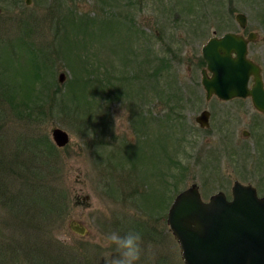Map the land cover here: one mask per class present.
<instances>
[{
  "label": "rangeland",
  "instance_id": "obj_1",
  "mask_svg": "<svg viewBox=\"0 0 264 264\" xmlns=\"http://www.w3.org/2000/svg\"><path fill=\"white\" fill-rule=\"evenodd\" d=\"M0 6V253L8 257L0 264H44V244L59 258L50 264H105L113 254L105 237L122 224L142 234L141 264H184L166 220L180 191L195 183L205 201L219 191L231 199L239 180L264 196V115L250 98L207 101L201 73L202 47L213 36L243 31L235 16L244 13L245 33L260 35L249 57L264 80V0H0ZM30 50L43 64L38 81ZM62 71L67 78L60 84ZM109 75H130L121 98H109ZM45 83L49 95L40 93ZM27 96L43 108L32 112ZM66 98L71 109H64ZM205 108L213 112L211 129L196 121ZM53 127L69 133L67 146L54 143ZM41 154L59 161L48 187L63 190L60 208L67 209L46 216L48 195L38 209L33 203L32 212L21 213L9 204L13 195L23 198L11 162ZM3 161L10 164L5 176ZM73 221L88 234L75 233Z\"/></svg>",
  "mask_w": 264,
  "mask_h": 264
},
{
  "label": "water",
  "instance_id": "obj_2",
  "mask_svg": "<svg viewBox=\"0 0 264 264\" xmlns=\"http://www.w3.org/2000/svg\"><path fill=\"white\" fill-rule=\"evenodd\" d=\"M25 3L30 5L32 0ZM2 11L0 6V14ZM236 19L241 27L247 26L246 14L237 13ZM202 53L208 66L202 69V84L208 97L217 94L227 100L250 96L255 107L264 112L261 67L248 58L246 39L234 33L213 37ZM251 76L254 85L249 89ZM66 78L65 72L59 73L60 84ZM208 119V111H202L196 118L203 128L209 126ZM51 134L60 148L70 142L69 133L60 127H53ZM244 135L249 132L245 130ZM87 200L88 195L83 197V201ZM167 222L180 244L184 264H264V196L251 184L236 180L231 199L219 191L205 201L194 183L176 195ZM70 227L82 236L88 234L83 223L73 221Z\"/></svg>",
  "mask_w": 264,
  "mask_h": 264
},
{
  "label": "trees",
  "instance_id": "obj_3",
  "mask_svg": "<svg viewBox=\"0 0 264 264\" xmlns=\"http://www.w3.org/2000/svg\"><path fill=\"white\" fill-rule=\"evenodd\" d=\"M74 18H76V17H74ZM102 19H103L102 22L104 23L106 19L105 20H104V18H102ZM90 21L91 20L88 19L87 21H84V23L90 24ZM81 22H83L82 19H81ZM110 24H111V19L109 17V25ZM29 49H31V48H29ZM34 51L30 50V52L32 53L31 60H33V69L35 70V72L33 74V80L37 79V81H38V79L41 77L42 74L40 73V71L38 72L37 69L40 70V68L43 67V64L41 61L37 60L38 54H36ZM159 70H160V72H162L161 67L159 68ZM159 70H157V75L159 73ZM151 75H155V73L152 72V74L150 73V76ZM119 76L120 77H118V78H114L113 76L111 77L109 75V87H107L109 89V98L111 97V95H114L116 97L121 98L123 95V92L126 94V87H123L122 81L130 80L131 77L129 75L128 79L125 78L122 80L123 76H121V75H119ZM81 80L85 81L84 82L85 85H88V79L86 77L81 79ZM36 83H37L36 81H33L31 87H35ZM106 85H108V84H106ZM41 87L42 88H41L40 93L46 92L49 95V93L51 91L49 89L48 84H46V83L42 84ZM105 88L106 87L104 86V90H105ZM33 91H35V88H33V90L31 92H33ZM31 98H32V96H27V97H24L22 100H23L24 104H29V100H31L33 102L34 107H33V109H31L32 112H34V113L36 112L34 109L40 110L43 108L42 105L38 104L39 101L32 100ZM37 98L39 99L40 97L38 96ZM49 98L53 99V96L50 95ZM77 103H78V101H77ZM14 105L16 106V103H14ZM63 105L64 106L66 105L64 107L65 110L71 109V106H72L71 103L69 102L68 98H66L64 100ZM41 111H43V110H41ZM32 145H33L34 149L38 148V144H36L34 141H32ZM49 145H50V148L52 149V152L55 151L56 148L51 147V144H49ZM37 154H38V151L34 152V155H37ZM41 156L42 157L44 156V157L40 159ZM31 157L32 158L29 157L26 160L25 164H23V165L20 162H11L13 165L16 166V169L14 170L16 176L23 183V185H22L23 189L21 192V193H23V198H21V194H19L17 196L19 199L18 198L14 199V195H13L11 197V202L9 203L10 207H12L13 209H15L17 207L16 209L21 213L22 212L23 213H29V212L33 211V209H32L33 203L37 204L36 208L38 209V207L41 206L40 203H42L43 199H45L44 197L49 195L48 198H49L50 202L47 204L44 201L43 206L47 210L48 209H52V210H50L46 214V216L49 215V213H51L52 211H54V213H57L58 210L65 211L67 209L68 205L65 206L64 208H60V197H61L60 193H63V190H58V192H57L55 186L52 189H50L48 187V184L51 183L50 173H51L52 167H56L58 165L59 161L55 160L52 157H49V159L47 158V160H46V155H43V154H41L40 156H37V157L36 156H31ZM3 158L4 157L0 156V161L4 160ZM31 160H32V162L30 163ZM177 163H178V168H181L182 165H181L180 161ZM3 164L4 165H1V167L3 169V173L5 176V175H7L8 165H10V164L8 162L6 163L5 161H3ZM9 178L12 179V180H10V182L14 183L15 179L11 176H9ZM6 180H7V178H6ZM8 188H9V186H8ZM4 195H6V194H4ZM21 199H23L22 204L17 205L15 202H18ZM67 202H68V199L65 200V205ZM43 246H44V250H43L42 255H46V257H48L47 259H49V261L44 260V264H50L51 263V257L55 258V253H54L55 251H53L51 248H49V250H47V248H48L47 244H44ZM1 258L8 259V257L2 256L0 253V259ZM11 258H9V259H11ZM55 259H59V258H55Z\"/></svg>",
  "mask_w": 264,
  "mask_h": 264
},
{
  "label": "clouds",
  "instance_id": "obj_4",
  "mask_svg": "<svg viewBox=\"0 0 264 264\" xmlns=\"http://www.w3.org/2000/svg\"><path fill=\"white\" fill-rule=\"evenodd\" d=\"M54 239L61 243L66 240L57 234ZM106 245L113 249V254L105 258V264H141L145 258L146 250L142 234L135 230H128L121 234L112 231L105 237Z\"/></svg>",
  "mask_w": 264,
  "mask_h": 264
},
{
  "label": "flooded vegetation",
  "instance_id": "obj_5",
  "mask_svg": "<svg viewBox=\"0 0 264 264\" xmlns=\"http://www.w3.org/2000/svg\"><path fill=\"white\" fill-rule=\"evenodd\" d=\"M237 15V14H236ZM236 17V16H235ZM237 20V19H236ZM239 23V22H238ZM240 24V23H239ZM248 24V23H247ZM241 26V25H240ZM247 27V26H246ZM246 27L245 28H243V31H231V32H226V33H223V34H221V35H219V36H213V37H217V38H221V37H223L225 34H227V33H234V34H236V35H239V36H242L244 39H246L247 41H248V57H249V46L252 44V43H256V42H258L259 40H260V35L258 34V32L257 31H248L247 33H245V29H246ZM251 33H254V35H253V39L252 38H250V35H251ZM213 37H211V38H213ZM210 38V39H211ZM209 39V40H210ZM208 40V41H209ZM208 41H207V43H208ZM263 41H264V37H263ZM206 43V44H207ZM203 48V47H202ZM203 55V54H202ZM235 55V54H234ZM250 58V57H249ZM251 59V58H250ZM203 60L205 61V67L204 68H202V69H208L207 67V62H206V60H205V58L203 57ZM252 60V59H251ZM254 61V60H253ZM255 62V61H254ZM209 73V75H211V73L210 72H208ZM261 74H262V67H261ZM262 77V80H263V75L261 76ZM263 84H264V80H263ZM203 85V84H202ZM253 85H254V76H251L250 78H249V82H248V88L249 89H252V87H253ZM203 87H204V85H203ZM204 90H205V93H206V95H205V97H206V100L207 101H210V100H212V98L213 97H217L218 99H220V100H222V101H230V100H234V99H238V98H244V97H234V98H230V99H227V100H225V99H221L217 94H212V96L211 97H208L207 96V90L205 89V87H204ZM245 98H250L251 99V101H252V103H253V99L249 96V97H245ZM253 106L255 107V105H254V103H253ZM255 109L257 110V111H259L261 114H263L264 115V112H262V111H260V110H258L256 107H255ZM202 111H208L209 112V121H208V123H209V126H207V127H201V128H203V129H211V120H212V118H213V115H212V111H211V108H205V109H203ZM219 129V128H218ZM249 132V131H248ZM249 135H250V132H249ZM249 135H245L246 137L247 136H249ZM262 150H263V148H262ZM169 210V209H168ZM167 220V219H166Z\"/></svg>",
  "mask_w": 264,
  "mask_h": 264
},
{
  "label": "bare ground",
  "instance_id": "obj_6",
  "mask_svg": "<svg viewBox=\"0 0 264 264\" xmlns=\"http://www.w3.org/2000/svg\"><path fill=\"white\" fill-rule=\"evenodd\" d=\"M176 197V196H175ZM175 197H174V199H175ZM5 198L7 199V196H5ZM174 199H173V201H174ZM173 201H172V203H173ZM11 202V200L9 201V203ZM172 203H171V205H172ZM170 205V206H171ZM122 224V223H121ZM125 224H122V226H119V231L121 232V234H123L124 232H127L128 230H129V228L128 229H124L125 228V226H124ZM43 257H46V255H43Z\"/></svg>",
  "mask_w": 264,
  "mask_h": 264
}]
</instances>
